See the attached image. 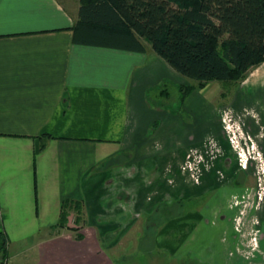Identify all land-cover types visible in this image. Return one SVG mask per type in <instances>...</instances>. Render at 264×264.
<instances>
[{"label": "crops", "instance_id": "obj_1", "mask_svg": "<svg viewBox=\"0 0 264 264\" xmlns=\"http://www.w3.org/2000/svg\"><path fill=\"white\" fill-rule=\"evenodd\" d=\"M78 8V0H0V257L115 264L114 255L132 251L170 264H225L235 236L229 196L252 179L219 121L230 83L151 112L149 91L191 83L146 42L145 53L73 43ZM237 83L235 112L252 110L244 96L264 109L256 97L264 62ZM161 91L156 98L168 99ZM154 112L160 117L150 119ZM196 158H206L199 182ZM64 200L81 204L78 225L74 210L67 219L77 231L57 227ZM191 201L200 204L186 211ZM159 208L160 222L171 218L158 227Z\"/></svg>", "mask_w": 264, "mask_h": 264}, {"label": "trees", "instance_id": "obj_2", "mask_svg": "<svg viewBox=\"0 0 264 264\" xmlns=\"http://www.w3.org/2000/svg\"><path fill=\"white\" fill-rule=\"evenodd\" d=\"M78 2L73 43L134 53H145L144 42L148 43L173 70L192 82L179 86L180 103L208 83L240 82L264 62V0ZM161 92L169 95L166 88ZM80 208L81 204L64 200L57 227L77 231L67 228V219L74 210L78 225ZM161 210L165 211L159 208L151 218L158 227L171 218L164 216L160 222ZM75 239L81 240L82 236L76 234ZM4 248L5 239L0 233L1 254ZM148 257V264H155L156 257ZM136 264L145 262L142 258Z\"/></svg>", "mask_w": 264, "mask_h": 264}, {"label": "rangeland", "instance_id": "obj_3", "mask_svg": "<svg viewBox=\"0 0 264 264\" xmlns=\"http://www.w3.org/2000/svg\"><path fill=\"white\" fill-rule=\"evenodd\" d=\"M189 83L192 82L189 81ZM169 84H167L169 88L168 99H158L155 96L165 86L158 88L154 92L152 90L147 93L146 99L151 107V112L159 105L161 106L160 109L167 107L170 110L173 105L177 104L179 93L172 83ZM238 86V83L222 86L224 96H226V99L222 101L224 106H226L219 110L221 112L219 121L236 157L235 161L238 167L249 174L252 179L250 186H246L243 191L229 196L227 206L232 212L230 230L235 236L227 244V246L231 244L228 248L223 247L226 256L225 264H264V243L262 242V237L264 236V109L261 104L262 101L257 104L254 101L255 95L244 96L243 98L245 99L241 100V102L243 101L247 107L253 106L252 110H246L243 113L235 112L228 104L234 101L231 97L237 96L241 92ZM243 93L248 95L247 91H243ZM227 97H229L228 101ZM256 97L264 99V92ZM218 100L217 103H219ZM151 114L153 115L149 117L150 119L160 117V113L154 112ZM213 152L214 154L217 153L215 150ZM205 161L206 158L189 160L191 165L196 166V170L193 169L192 171L196 182L200 181L201 166H203ZM199 204L198 201H191V204L185 205L186 211ZM182 210L183 207L181 206L178 211L181 212ZM149 241H152L151 238H149ZM222 241L224 244L226 239L223 237ZM147 249L149 248L147 247ZM138 253L132 254V251L125 253L120 251L119 254L114 255L115 264L140 263L142 258L143 263L148 264L151 259L148 255L152 253L148 255ZM159 257L156 256L155 264H170L166 260L163 263L162 258Z\"/></svg>", "mask_w": 264, "mask_h": 264}, {"label": "built area", "instance_id": "obj_4", "mask_svg": "<svg viewBox=\"0 0 264 264\" xmlns=\"http://www.w3.org/2000/svg\"><path fill=\"white\" fill-rule=\"evenodd\" d=\"M0 264H7L6 259L4 257H0Z\"/></svg>", "mask_w": 264, "mask_h": 264}]
</instances>
